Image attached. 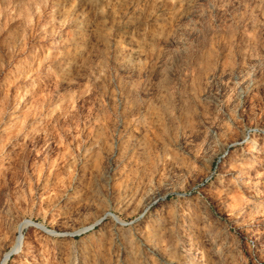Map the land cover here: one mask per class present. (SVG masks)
Returning <instances> with one entry per match:
<instances>
[{
	"label": "rangeland",
	"instance_id": "374dc122",
	"mask_svg": "<svg viewBox=\"0 0 264 264\" xmlns=\"http://www.w3.org/2000/svg\"><path fill=\"white\" fill-rule=\"evenodd\" d=\"M27 220L7 264H264V0H0V263Z\"/></svg>",
	"mask_w": 264,
	"mask_h": 264
},
{
	"label": "bare ground",
	"instance_id": "6f19581e",
	"mask_svg": "<svg viewBox=\"0 0 264 264\" xmlns=\"http://www.w3.org/2000/svg\"><path fill=\"white\" fill-rule=\"evenodd\" d=\"M251 137V136H250ZM252 143L254 142V139L252 138ZM155 197H153V199H154ZM157 199H155V201L154 202H160L161 200H163V198L162 197H156ZM150 203V202H149ZM149 203H147V205L146 206H141V207H143L142 209L143 210H145L146 208H147V206L149 205ZM153 203V202H152ZM115 217V216H114ZM115 219H117L118 221H120L119 220V218L118 217H115ZM121 222V221H120ZM122 223V222H121ZM26 227H34V228H37V229H39V230H41V231H45L47 234L48 233H54L53 231H51V230H49V229H47L45 226H43V225H41V224H37V223H35V222H33V221H31V220H27V221H25L22 225H21V227H20V231H21V234H20V236H18L17 237V239H16V241H15V244H14V247H13V249H12V251L10 252V253H8L7 255H5V257L2 259V261H1V263L0 264H7L9 261V259H10V257L11 256H20L21 255V253H22V251H23V245H24V237H23V235H22V229L23 228H26ZM93 227V226H92ZM92 227H90V228H92ZM156 254V253H155ZM24 259V258H23ZM8 261V262H7ZM20 264V263H19ZM174 264V263H173Z\"/></svg>",
	"mask_w": 264,
	"mask_h": 264
},
{
	"label": "water",
	"instance_id": "95a60500",
	"mask_svg": "<svg viewBox=\"0 0 264 264\" xmlns=\"http://www.w3.org/2000/svg\"><path fill=\"white\" fill-rule=\"evenodd\" d=\"M105 215H110L112 218H115L114 215H113L112 213H110V212L107 213V214H105ZM105 215H104V216H105ZM104 216H103V217H104ZM103 217H102L101 219H103Z\"/></svg>",
	"mask_w": 264,
	"mask_h": 264
}]
</instances>
